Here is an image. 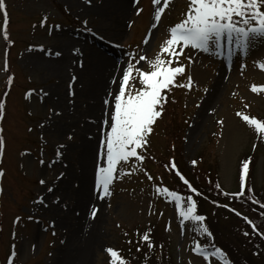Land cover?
<instances>
[{"label":"rangeland","instance_id":"1","mask_svg":"<svg viewBox=\"0 0 264 264\" xmlns=\"http://www.w3.org/2000/svg\"><path fill=\"white\" fill-rule=\"evenodd\" d=\"M222 1L245 15L239 24L264 20L262 0H129L116 34L106 0L0 1V264H81L89 233L97 245L86 264H126L137 230L149 249L170 245L181 264H225L217 250L232 263L198 209L207 199L173 189L184 174L164 162L178 154L204 191L210 168L225 196L264 190V150L254 149L264 137V34L244 53L230 25L201 36ZM93 49L120 63L111 96L99 94L103 117L89 113L98 87L76 70ZM176 99L171 127L181 135L169 151L160 119ZM223 204L224 220L242 223Z\"/></svg>","mask_w":264,"mask_h":264},{"label":"trees","instance_id":"2","mask_svg":"<svg viewBox=\"0 0 264 264\" xmlns=\"http://www.w3.org/2000/svg\"><path fill=\"white\" fill-rule=\"evenodd\" d=\"M202 3L204 5V2ZM222 3L218 4L215 13L217 15L214 16V19L212 20L224 22L226 20L225 16H229L230 19L236 18V9H228L230 5L224 1H222ZM261 3H264V0H262ZM261 8L264 9V5H262ZM212 9L213 7L211 8V11ZM208 14L209 10L206 11V14L204 15L205 18ZM217 16H219V18ZM11 42L12 43L10 44H13V41ZM175 101H177V99L173 101L171 107H169V105L165 106V113L160 119V125H162L164 135L167 133L165 136H163V141H165L167 136L170 134V137L168 138V141L171 145L170 148L168 147L169 151L171 147H176V144L181 135L180 132L177 131V123L176 127H171L172 123H175L177 119L174 118L173 120V116L175 114L177 115V104ZM254 145L255 151H257L258 149L264 150V137H257ZM171 157L176 159V167L181 168L184 174V180L180 179L178 181L177 179L176 187H173V189L180 190L182 192H185L184 190L190 191V189H192L195 190L197 194L200 195L203 199H207L206 206L202 207L201 203V206L198 209L203 211V215L201 216H203V220L206 222L208 228L213 234L214 240L212 239V241L215 243V247L221 249L222 251H225V254L228 253L227 255L230 257L232 263H230V261L224 254H222L218 250H215L217 255L223 259L225 264H264V190H258L256 189V187H254L253 189L255 191L253 190L251 198H244V195L242 196V198L244 199L239 198L241 197L240 195H236V197L234 198L225 196L220 192L219 180L217 176H215V174L212 172V168H210V172H208L209 183L208 185H206L207 190L204 191L202 189V184L198 180L196 181V178L193 179L184 172L181 164L185 166V163L181 161L182 158L178 156V154L177 156L169 155L168 161H164L166 164L165 167L168 168L171 164ZM202 158L203 155H199V158H197V162H200L202 160V162L205 163L206 159L203 160ZM197 162L195 164H197ZM208 162L210 163V165L212 164L211 161ZM250 162L252 165V159H250ZM249 167L250 164L246 169L247 178H249L250 173ZM191 173L192 175H194V172ZM158 177L161 179L162 175L157 176L156 179ZM160 181H162L163 183H160L162 186L166 184L165 179H161ZM155 183H157L156 180L154 181V184ZM178 184H180L181 187ZM189 186L191 187L190 189ZM218 204L229 206V210L240 213L242 223L239 220H237V223L234 224V220L226 222L223 217L226 214V210L224 212L225 214L222 215V212H220L216 208V205ZM236 206L243 208L247 213L241 212L240 210H235V208H237ZM206 209H210V212L206 211ZM247 214H250L252 218ZM214 221H217L218 227L216 226V222L214 223ZM213 224L216 229L214 228ZM137 231V235L129 234V236H131L128 237V239L131 241V243L129 244V249L131 250V254L133 255L124 253L126 264H181L177 262L175 257L172 255V249L170 245L165 246L162 244V246L160 247L155 245L149 249L144 245V242L142 241V231Z\"/></svg>","mask_w":264,"mask_h":264},{"label":"bare ground","instance_id":"3","mask_svg":"<svg viewBox=\"0 0 264 264\" xmlns=\"http://www.w3.org/2000/svg\"><path fill=\"white\" fill-rule=\"evenodd\" d=\"M107 1V5H105V11L103 14L106 13V10H109V7L111 9H113V12L111 15L114 14H118L117 18L113 19V22L111 23V30H114V32L116 34L121 33L122 29H121V17H123L124 15H126L130 9V2L129 0H106ZM88 7L85 6L83 9H87ZM106 15V14H105ZM121 15V17H120ZM110 19V17H109ZM68 57V56H67ZM71 58L69 57V60ZM67 62L70 63V61H68V59L66 60ZM65 61V62H66ZM95 62V65H94ZM77 70V74L79 79H81L82 81H85L87 78L91 81H93V85L95 87H98V92L96 93L95 97L97 100L96 105H91L90 103V109H89V113L90 114H95V115H99L101 114V116H104V112H105V106H101L100 102V93H106V96H111V93L113 92L114 87H116V84H114L115 82H118V78H119V74L118 71L120 70V63L114 59L111 56H107L105 53H100L96 50L93 49V51L90 53V57L89 60L87 62H85V65L82 68H76ZM91 71H94L93 75L91 74ZM64 72H68V69H66V66H63V68L60 71V74H63ZM79 91V95H77V97H84V91L83 89L78 90ZM77 91V92H78ZM81 91V92H80ZM214 93V91L212 92V94ZM212 94L210 95V97L212 96ZM90 149H92V147L90 146ZM90 149L86 150V153L83 154V157L81 158V162L86 163V170L83 169L81 172H86L88 171L87 169L89 168L90 165V160L92 159L91 157V151ZM85 168V167H84ZM84 172V173H85ZM83 190L81 191V193H75L77 195H79L80 197L76 199L77 204L81 206V204L84 205V199L86 197H89V193H87V187L83 186L82 187ZM69 194L66 195V197H68ZM60 214V213H59ZM60 222V221H59ZM93 225V224H92ZM93 228H95V226L93 225ZM92 231V230H91ZM95 234H90L87 237L85 244L86 248L82 249V252L80 254H78V257L81 260V264H86L89 261V255L86 254V251L89 250V247L91 245H97V242L95 241L94 237ZM88 241V242H87ZM90 241V242H89ZM78 258V260H79Z\"/></svg>","mask_w":264,"mask_h":264}]
</instances>
